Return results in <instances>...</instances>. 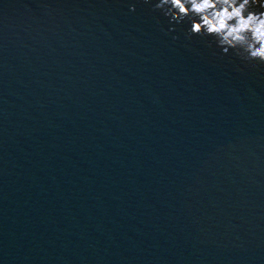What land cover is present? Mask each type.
I'll return each instance as SVG.
<instances>
[{
	"label": "water",
	"instance_id": "95a60500",
	"mask_svg": "<svg viewBox=\"0 0 264 264\" xmlns=\"http://www.w3.org/2000/svg\"><path fill=\"white\" fill-rule=\"evenodd\" d=\"M157 3L0 0V264H264V65Z\"/></svg>",
	"mask_w": 264,
	"mask_h": 264
},
{
	"label": "clouds",
	"instance_id": "9594fccd",
	"mask_svg": "<svg viewBox=\"0 0 264 264\" xmlns=\"http://www.w3.org/2000/svg\"><path fill=\"white\" fill-rule=\"evenodd\" d=\"M154 9L188 18L187 36L212 37L222 52L232 49L243 61L264 65V0H159Z\"/></svg>",
	"mask_w": 264,
	"mask_h": 264
}]
</instances>
